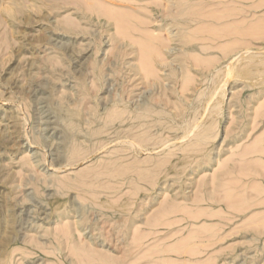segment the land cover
Returning a JSON list of instances; mask_svg holds the SVG:
<instances>
[{
	"label": "rangeland",
	"instance_id": "374dc122",
	"mask_svg": "<svg viewBox=\"0 0 264 264\" xmlns=\"http://www.w3.org/2000/svg\"><path fill=\"white\" fill-rule=\"evenodd\" d=\"M262 57L264 0H0V264H264Z\"/></svg>",
	"mask_w": 264,
	"mask_h": 264
},
{
	"label": "bare ground",
	"instance_id": "6f19581e",
	"mask_svg": "<svg viewBox=\"0 0 264 264\" xmlns=\"http://www.w3.org/2000/svg\"><path fill=\"white\" fill-rule=\"evenodd\" d=\"M196 1H197V0H196ZM259 3H260V2H259ZM219 4H220V3H219ZM260 4H261V3H260ZM261 5H262V4H261ZM261 5H260V6H261ZM195 8H196V7H195ZM228 8H229V7H228ZM193 9H194V8H193ZM232 9H233V7H232ZM220 10H221V9H220ZM226 10H227V9H226ZM235 10H238V9H235ZM113 12H114V11H113ZM212 12H213V10H212ZM224 12H225V11H224ZM230 12H231V11H230ZM128 15H129V14H128ZM123 16H125V15H123ZM203 16H204V15H203ZM203 16H202V17H203ZM205 16H206V14H205ZM226 16H227V14H226ZM229 16H230V15H229ZM199 17H200V16H199ZM210 17H211V16H210ZM220 17H221V16H220ZM211 18H212V17H211ZM216 18H217V17H216ZM123 19H124V18H123ZM205 19H206V18H205ZM224 19H225V18H224ZM216 20H220V19H216ZM126 21H129V20H126ZM261 21H262V20H261ZM229 23H231V22H229ZM227 24H228V22H227ZM214 25H215V24H214ZM231 25H232V24H231ZM239 25H240V24H239ZM221 26H222V25H221ZM226 26H227V25H226ZM256 26H257V25H256ZM256 26H255V27H256ZM262 27H263V26H262ZM251 28H252V27H250L249 29H251ZM192 29H193V28H192ZM192 29H191V30H192ZM199 29H200V28H199ZM204 29H205V28H204ZM246 29H247V28H246ZM191 30H190V32H191ZM222 30H223V29H222ZM227 30H228V29H227ZM231 30H232V29H231ZM234 30H235V29H234ZM234 30H233V31H234ZM241 30H242V29H241ZM193 31H194V30H193ZM207 31H208V30H207ZM237 31H238V30H237ZM243 31H244V30H243ZM188 32H189V31H188ZM196 32H197V31H196ZM225 32H226V31H225ZM227 32H228V31H227ZM229 32H230V31H229ZM248 32H249V31H248ZM248 32H246V33H248ZM191 33H193V32H191ZM205 33H207V32H205ZM213 33H214V32H213ZM231 33H232V32H231ZM231 33H230V34H231ZM262 33H263V32H262ZM209 34H210V32H209ZM226 34H227V33H226ZM234 34H235V33H234ZM248 34H249V33H248ZM260 35H261V34H260ZM212 36H213V35H212ZM243 36H244V35H243ZM154 37H155V36H154ZM156 37H157V36H156ZM156 37H155V38H156ZM188 38H190V37L188 36ZM193 38H194V37H193ZM199 38H200V37H199ZM221 38H222V37H221ZM153 39H154V38H153ZM191 39H192V38H191ZM202 39H203V38H202ZM141 40H142V39H140V41H141ZM194 41H196V40H194ZM202 41H203V40H202ZM235 41H237V40H235ZM246 41H247V40H246ZM161 42H162V41H161ZM227 43H228V42H227ZM229 43H230V42H229ZM163 44H164V43H163ZM230 44H231V43H230ZM233 44H234V43H233ZM239 44H240V43H239ZM246 44L248 45L249 43H246ZM250 44H251V43H250ZM152 45H153V44H152ZM243 45H244V42H243ZM150 46H151V45H150ZM202 46H203V45H202ZM206 46H207V45H205V47H206ZM245 46H246V45H245ZM151 47H152V46H151ZM199 47H201V46H199ZM144 48H145V47H144ZM158 48H159V47H158ZM208 48H209V47H208ZM150 49H151V48H150ZM201 49H202V47L200 48V50H201ZM229 49H230V48H229ZM158 50H159V49H158ZM158 50H157L156 52H158ZM204 50H205V49H204ZM159 51H160V50H159ZM245 53H246V52H245ZM158 54L160 55L161 52L158 53ZM194 54L197 55L196 53H194ZM237 54H238V53H237ZM250 54H251V53H250ZM255 54H256V53H255ZM143 55H144V54H143ZM147 55H148V54H147ZM159 55H158V56H159ZM242 56H243V55H242ZM251 56H252V55H251ZM251 56H250V57H251ZM148 57H150V56H148ZM152 57H153V56H152ZM196 57H198V56H196ZM203 57H204V56H203ZM211 57H212V56H211ZM213 57H214V56H213ZM248 57H249V56H248ZM252 57H254V56H252ZM252 57H251L250 59H252ZM242 58H243V57H242ZM262 58H264V57H262ZM148 59H149V58H148ZM200 59H201V58H200ZM239 59H240V58H239ZM254 59L256 60V57H255ZM260 59H261V58H260ZM159 60H160V59H159ZM261 60H262V59H261ZM203 61H204V60H203ZM203 61H202V62H203ZM262 61H264V60H262ZM143 62H144V61H143ZM249 62H250V60H249ZM252 62H253V61H252ZM196 63H197V62H196ZM258 63H259V59H258ZM258 63H257V64H258ZM144 64H145V63H144ZM144 64H143V65H144ZM147 64H148V62H147ZM149 64H150V63H149ZM257 64H256V65H257ZM263 64H264V63H263ZM263 64H262V65H263ZM140 65H142V63H141ZM145 65H146V64H145ZM145 65H144V67H145ZM197 65H198V64H197ZM245 65H246V64H245ZM150 66H151V64H150ZM230 67H231V66H230ZM146 69H147V68H146ZM226 69H227V68H226ZM228 69H229V68H228ZM243 69H244V68H242L241 70H243ZM248 69H249V68H248ZM142 70H143V69H142ZM143 71H144V70H143ZM145 71H146V70H145ZM150 71H151V74H154V71H153V73H152V70H150ZM231 71H232V68H230L229 71H227V72H228V73H227V74H228L227 76H229V73H231ZM245 71H246V68H245ZM245 71H244V72H245ZM248 71H249V70H248ZM248 71H247V72H248ZM239 72H240V69H239L238 73H239ZM147 73H150V72H147ZM242 73H243V72H242ZM242 73H241V74L239 73V75H241V76H245L244 74L242 75ZM245 74H246V73H245ZM145 75H146V73H145ZM246 76H247V75H246ZM229 77H232V76H229ZM148 78H149V77H148V75H147V79H148ZM184 80H185V79H184ZM186 80H187V79H186ZM187 82L190 83L189 81H187ZM226 82H227V81H226ZM191 83H193V82H191ZM220 83H221V82H220ZM219 85H220V84H219ZM221 86H222V85H221ZM218 87H219V86H218ZM214 89H215V88H214ZM217 90H218V89H217ZM219 91H220V90H219ZM214 92H215V91H214ZM212 93H213V92H212ZM212 93H211V96H212ZM145 95H146V94H145ZM144 97H145V96H144ZM115 98H117V97H115ZM119 98H120V97H119ZM142 98H143V97H142ZM140 99H141V98H140ZM209 99H211V98H209ZM209 99H208V100H209ZM212 99H213V97H212ZM212 99H211V100H212ZM141 100H142V99H141ZM146 101H147V100H146ZM146 101H145V102H146ZM141 102H142V101H141ZM123 104H124V103H123ZM125 104H126V103H125ZM141 104H142V103H141ZM144 104H145V103H144ZM217 108H218V107L216 106L215 109H217ZM259 108H260V107H259ZM259 108H258V109H259ZM217 111H218V109H217ZM117 113H118V112H117ZM210 114H211V113H210ZM206 115H207V114H206ZM256 115H257V114H256ZM259 115H260V113H259ZM209 116H210V115H209ZM70 124H71V122H70ZM193 125H194V124H193ZM195 125H197V124H195ZM192 127H193V126H192ZM195 127H196V126H195ZM189 130H190V129H189ZM189 130L186 131V132H184V133L188 134V132H190ZM207 132H208V131H207ZM207 132H206V133H207ZM191 133H192V131H191ZM211 133H212V131H211ZM189 134H190V133H189ZM189 134H188V135H189ZM203 134H205L204 131H203ZM203 134H202V135H203ZM209 134H210V133H209ZM212 134H213V133H212ZM183 135H184V134H183ZM183 135H182V136H183ZM188 135H186V136H188ZM190 135H191V134H190ZM196 135H199V134H196ZM205 135H206V134H205ZM215 135H216V134H215ZM183 137H185V136H183ZM201 137H202V136H201ZM204 137H205V136H204ZM198 138H199V137H198ZM183 139H184V138H183ZM140 140H141V139H140ZM197 140H198V139H197ZM199 140H200V139H199ZM210 140H211V138H210ZM197 142H198V141H197ZM199 142H200V141H199ZM208 142H209V141H208ZM263 142H264V141H263ZM134 143H135V142H134ZM145 143H146V142H145ZM204 143H205V142H204ZM140 144H141V142H140ZM142 144H143V143H142ZM198 144H199V143H198ZM200 144H202V143H200ZM193 145H194V144H193ZM193 145H192V146H193ZM195 145H197V144L195 143ZM202 145H203V144H202ZM141 146H142V145H141ZM190 146H191V145H190ZM199 146L201 147V145H199ZM263 147H264V146H263ZM190 148H191V147H190ZM193 148H194V147H193ZM201 148H202V147H201ZM262 149H263V148H262ZM183 150H185V149H183ZM186 150H187V149H186ZM191 150H192V149H191ZM263 150H264V149H263ZM211 152H213V151H211ZM211 152H210V153H211ZM260 152H261V151H260ZM139 163H140V162H139ZM135 164H136V163H135ZM137 169H138V168H137ZM115 171H116V170H115ZM126 171H127V170H126ZM138 171H139V170H138ZM145 171L147 172V169H146ZM135 174H136V172H135ZM147 176H148V175H147ZM147 176H145V178H146ZM150 176H151V175H150ZM152 176H153V175H152ZM147 178H149V177H147ZM147 178H146V179H147ZM152 178H153V177H152ZM152 180H153V179H152ZM229 180H230V179H229ZM155 181H156V180H153L152 182H155ZM83 182H84V181H83ZM155 183H156V182H155ZM155 183H153V184H155ZM229 183H230V182H229ZM97 195H98V194H97ZM238 201H239V200H238ZM174 208H175V207H174ZM183 208H184V207H183ZM78 209H79V208H78ZM186 209H187V208H186ZM79 211H80V209H79ZM195 212H196V211H195ZM175 214H176V213H175ZM184 214H185V213H184ZM196 216H197V215H196ZM197 218H198V217H197ZM160 219H162V218H160ZM163 223H164V222H163ZM167 223H168V222H167ZM159 226H160V225H159ZM64 232H65V231H64ZM66 233H67V232H66ZM137 246H138V245H137ZM198 246H199V245H198ZM173 247H174V246H173ZM166 248H167V247H166ZM195 249H196V248H195ZM133 250H134V248H133ZM181 250H182V249H181ZM191 250H192V249H191ZM182 252H183V251H182ZM82 253H83V252H82ZM78 255H79V254H78ZM82 255H83V254H82ZM79 257H80V256H79ZM84 257H85V256H84ZM85 258H86V257H85ZM141 258H142V257H141ZM79 260H80V259H79ZM85 260H86V259H85ZM83 261H84V260H83ZM107 261H108V260H107ZM130 261L133 263V260H130ZM80 262H81V261H80ZM94 262H95V261H94ZM111 262H112V261H111ZM111 262H110V263H111ZM114 262H116V261H114ZM114 262H112V264H114ZM102 263H103V262H102ZM118 263H119V262H116V264H118ZM155 264H156V263H155Z\"/></svg>",
	"mask_w": 264,
	"mask_h": 264
}]
</instances>
